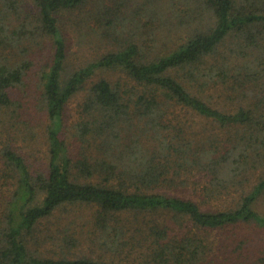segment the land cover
I'll return each mask as SVG.
<instances>
[{
    "label": "trees",
    "instance_id": "trees-1",
    "mask_svg": "<svg viewBox=\"0 0 264 264\" xmlns=\"http://www.w3.org/2000/svg\"><path fill=\"white\" fill-rule=\"evenodd\" d=\"M33 80L45 162L0 145V264H110L32 251L70 204L93 206L92 244L127 264H221L206 232L264 230V0H0L1 124L29 129ZM248 252L228 264H264Z\"/></svg>",
    "mask_w": 264,
    "mask_h": 264
},
{
    "label": "rangeland",
    "instance_id": "rangeland-1",
    "mask_svg": "<svg viewBox=\"0 0 264 264\" xmlns=\"http://www.w3.org/2000/svg\"><path fill=\"white\" fill-rule=\"evenodd\" d=\"M83 17L80 12L68 14L66 21L71 30L68 37L74 39L75 51L79 52L83 57H89L94 51V45L90 43L89 35L84 37L85 42H82L81 45L77 41L78 37L86 31L83 24H79L81 22L84 23ZM237 41V38L231 44L228 41L227 46L222 50L223 54L231 55L230 48L237 47ZM46 48L45 45L40 49L38 48L36 55L40 58H46L48 54V48ZM241 57L243 59L245 54H241ZM257 87L263 88L262 86ZM26 90V92L23 91L24 108L20 111L23 113L22 120L23 118L28 119L29 129L27 131L24 129L25 125L23 122L15 129L7 127L6 124H1L3 122L1 119L3 118H0V145L13 141L14 145L33 165L44 164L45 160L40 159L46 156V138L44 139V135L47 121L44 120V112L39 107L40 91L37 89L36 81H31L26 86ZM67 117L71 120L74 119V107L71 108ZM2 125L7 129L6 131L1 129ZM8 129L13 130L8 133ZM94 210L93 206L86 204H70L58 209L45 222V225L34 234V239H37L38 242L33 244L32 251L52 258L87 256L107 260L110 264H127V258L125 261H122L123 259L119 257L115 259L104 248L92 244L89 233L92 231L90 225ZM205 235L211 241V247H213L212 256L217 260H222L221 264H228L229 261L227 260H232L233 262L237 258L235 249L242 246L251 255L264 254V230L255 227L245 225L240 228L206 232ZM66 236L70 241H64Z\"/></svg>",
    "mask_w": 264,
    "mask_h": 264
}]
</instances>
